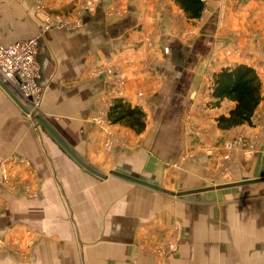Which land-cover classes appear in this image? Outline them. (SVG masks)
Wrapping results in <instances>:
<instances>
[{"label": "crops", "instance_id": "1", "mask_svg": "<svg viewBox=\"0 0 264 264\" xmlns=\"http://www.w3.org/2000/svg\"><path fill=\"white\" fill-rule=\"evenodd\" d=\"M117 2L124 4V17L108 14L119 6ZM71 3L75 0H51L50 7L69 12ZM36 5V0H0V45L40 34L36 56L42 86L39 113L72 152L96 171L105 173L121 167L151 178L163 188L184 183L186 190L195 189L199 159L170 165L196 142V136L185 128L187 115L208 128L213 146L228 131L249 126L217 128L214 117L226 113L232 101L224 99L205 111L196 103L207 64L215 72L220 67L244 63L252 66L260 78L264 76V0H208L201 16L191 20L172 0H96L94 10L83 16L78 28L45 31H41ZM176 9L184 23L192 26L190 32L175 30L170 13ZM231 49L239 52L228 55ZM100 64L125 70L127 83L122 93L111 77L91 76V70ZM115 96H122L145 112V128L136 134L120 124H109L108 130L117 137L108 153L102 150L106 134L92 117L103 110L106 118L108 104ZM17 99L26 106L22 98ZM20 105L0 86V175L6 174L0 184V264H22L13 249L21 242L24 226L38 234L48 233L40 228L41 220H45L41 217L43 209L55 211L60 203L69 205L73 190L78 188L86 191L83 199L91 204L117 208L116 219L120 220L123 213L129 220L135 215L137 222L142 221L139 215L149 219L143 211L147 205L144 193L148 197H152V191L175 196L116 175L101 178L91 173L38 118L31 123L24 116L29 112ZM244 164L264 170V150L252 160L237 154L233 171L241 174ZM29 186L38 189L36 196L24 193ZM96 200L100 202L96 204ZM157 200L161 204V198ZM120 205L125 207L121 209ZM164 208L166 211V202ZM158 212L162 221V209ZM34 243L31 261L48 262L49 256L38 254L40 242Z\"/></svg>", "mask_w": 264, "mask_h": 264}, {"label": "rangeland", "instance_id": "2", "mask_svg": "<svg viewBox=\"0 0 264 264\" xmlns=\"http://www.w3.org/2000/svg\"><path fill=\"white\" fill-rule=\"evenodd\" d=\"M36 1L35 13L40 20L42 17L39 10H43L48 15L58 17L66 23L74 22L77 17L81 18L79 26L83 23L82 10L86 0H75L74 4L71 3L69 12L50 7L51 0ZM38 6L40 8H37ZM94 8L91 6L87 12L93 11ZM109 13L124 17L127 11L124 4L120 2L119 6L110 10ZM170 16L178 33L190 32L192 26L184 23L185 20L178 9L171 11ZM54 28L71 30L69 24ZM188 35L191 36V34ZM229 51L228 55L239 52L233 49ZM119 71L120 85L123 89L127 83L126 72L123 69ZM213 73L212 65L207 64L203 80L200 81L199 103H196L201 104L200 109L203 111L210 108L207 104L211 101ZM39 77L40 75L38 84L42 95ZM261 79L264 83V76ZM40 105L30 107L28 109L31 112L24 113L25 117L30 118L31 123L37 122V116L43 119L39 113ZM253 115L251 125L244 129L228 131L226 136L219 138V142H216L214 146L210 143L208 128L201 127L189 115V118H186L185 128L192 136H196V142L183 153L178 154L170 165L177 166L188 159H199L200 165L196 176L198 183L195 186L198 188L263 177V168L256 165L244 164V170L239 175L232 169L237 154L244 160H252L256 154L263 153L264 97ZM103 117V110H101L92 117V121L106 134L102 150L109 153L117 136L108 130L107 126L110 123L106 120L101 121ZM41 128H43L42 125ZM53 131L59 136L55 130ZM238 138L247 141L252 148L243 145L244 142L236 143ZM226 142L234 145L229 152L231 153L229 160L223 159L228 153L224 148ZM208 156L212 158L208 159ZM104 171L105 173H101L106 176L110 174L107 170ZM1 174L0 184L6 175L4 172ZM88 180L90 183L91 177ZM90 189L87 187V190ZM163 189L178 192L187 188L184 183H180L171 189ZM37 190L29 186L24 188V193L34 197ZM85 192L83 188L73 190L74 197L71 198L70 204L60 203L58 210L43 209L41 217L45 220H41L40 228L48 230V233L38 234L25 225L21 242L17 243L18 248L13 249L15 258L22 264H264L263 181L239 185L238 188L233 189L178 197L155 194L153 191L152 197H148L144 193L147 205L143 211L149 214V219L139 215L142 220L140 222H137L135 215L131 214V220L127 218L128 214L123 213L120 214V220L116 219L119 216L117 208L107 204L97 206L91 204L87 199H83V196H86ZM157 198H161V204ZM99 202V200L95 201L96 204ZM165 202L166 211L163 210ZM124 207L120 205L121 209ZM160 209L164 216L162 221L158 214ZM37 240L40 242L38 254L42 256L43 253L49 256L48 262L31 261V250ZM4 245L10 247L12 243L4 242Z\"/></svg>", "mask_w": 264, "mask_h": 264}, {"label": "trees", "instance_id": "3", "mask_svg": "<svg viewBox=\"0 0 264 264\" xmlns=\"http://www.w3.org/2000/svg\"><path fill=\"white\" fill-rule=\"evenodd\" d=\"M172 1L189 20L199 18L204 8L202 0ZM210 96L207 105L211 108L224 99L233 102L226 113L214 117L217 128L228 130L242 124L251 125V116L263 99V81L252 66L244 63L220 67L213 73ZM106 118L110 124H120L136 134L145 128V112L122 96L111 98Z\"/></svg>", "mask_w": 264, "mask_h": 264}, {"label": "built area", "instance_id": "4", "mask_svg": "<svg viewBox=\"0 0 264 264\" xmlns=\"http://www.w3.org/2000/svg\"><path fill=\"white\" fill-rule=\"evenodd\" d=\"M202 1L206 2L207 0ZM91 6H96V0H86L82 10L83 16ZM37 8L40 7L38 6ZM39 11V14L42 17L41 31L56 26H64L66 24H69V27L74 29L77 28L81 22V18L77 17L74 22L66 23L58 17L48 15L43 10ZM39 36L40 34H36L27 39L17 40L7 45H0V80L17 98H22L25 101L26 112H31L28 108L39 106L41 101V87L38 84L39 67L36 60ZM119 73L120 71L118 69L102 64L91 70V75L95 77L108 78L109 80L112 78L116 82V87L119 89L120 93H122ZM253 117L254 115L251 116V122ZM186 118L188 119L189 115H187ZM103 120L107 121L105 117L101 119V121ZM236 143H242L243 145L252 148V146L242 138H238ZM233 147L234 145L231 143H224V148L228 152L224 155V160L230 159L231 153L229 152ZM246 152H248V150H246Z\"/></svg>", "mask_w": 264, "mask_h": 264}, {"label": "water", "instance_id": "5", "mask_svg": "<svg viewBox=\"0 0 264 264\" xmlns=\"http://www.w3.org/2000/svg\"><path fill=\"white\" fill-rule=\"evenodd\" d=\"M0 86L9 94V96L20 105V102L18 101L17 97L7 88V86L0 80ZM24 110L25 107L21 104L20 105ZM39 121L45 126V128L50 132V134L58 141V143L86 170L90 171L91 173L101 177L105 178V174H102L99 171H96L94 168L90 167L87 165L85 162H83L78 156H76L72 150L64 143V141L51 129L41 118H39ZM110 174L116 175L122 178H125L127 180L139 183L141 185L153 188L158 191H162L164 193L170 194V195H175V196H181V195H186V194H192V193H197V192H203V191H209V190H215V189H222V188H228V187H233V186H238V185H244V184H249V183H254V182H259V181H264V176L263 177H257V178H250V179H243L240 181H234V182H229V183H224V184H218L215 186H208V187H201V188H195V189H188V190H182L178 192H173L170 190L163 189L160 187L157 182L151 178L141 176L135 172L129 171L127 169L121 168V167H116L115 169L110 171Z\"/></svg>", "mask_w": 264, "mask_h": 264}]
</instances>
